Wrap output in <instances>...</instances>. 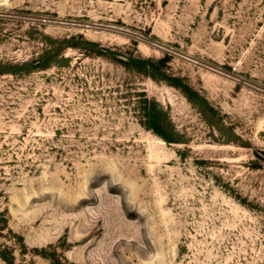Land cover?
Returning <instances> with one entry per match:
<instances>
[{
    "label": "rangeland",
    "instance_id": "374dc122",
    "mask_svg": "<svg viewBox=\"0 0 264 264\" xmlns=\"http://www.w3.org/2000/svg\"><path fill=\"white\" fill-rule=\"evenodd\" d=\"M0 264H264V0H0Z\"/></svg>",
    "mask_w": 264,
    "mask_h": 264
}]
</instances>
